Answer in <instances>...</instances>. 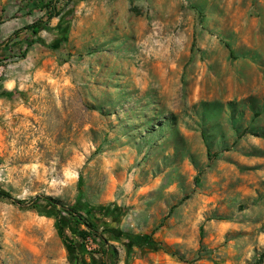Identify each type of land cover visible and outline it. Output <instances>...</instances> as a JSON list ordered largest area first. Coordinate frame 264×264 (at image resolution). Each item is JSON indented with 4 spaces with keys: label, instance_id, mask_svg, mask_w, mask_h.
Here are the masks:
<instances>
[{
    "label": "rangeland",
    "instance_id": "rangeland-1",
    "mask_svg": "<svg viewBox=\"0 0 264 264\" xmlns=\"http://www.w3.org/2000/svg\"><path fill=\"white\" fill-rule=\"evenodd\" d=\"M45 1L0 0V189L107 210L99 233L151 235L137 249L103 232L112 264H254L264 0H59L32 36ZM60 224L0 200V264H99V243Z\"/></svg>",
    "mask_w": 264,
    "mask_h": 264
},
{
    "label": "trees",
    "instance_id": "trees-1",
    "mask_svg": "<svg viewBox=\"0 0 264 264\" xmlns=\"http://www.w3.org/2000/svg\"><path fill=\"white\" fill-rule=\"evenodd\" d=\"M69 1V0H68ZM59 0H48L44 3L45 19L38 20L26 27L24 29L29 30L32 36H36L41 31L45 30L49 22L59 17L60 9L56 7ZM1 25V22H0ZM20 30L15 31L9 40H11L15 35L19 33ZM24 56V53H23ZM7 92H3L1 95H7ZM0 200L7 202L11 205L17 206L22 209L25 204H29L32 207H47L52 208L56 211L59 217V222L61 223V236L67 231L63 222L73 224L77 229H75L76 240L79 244L83 245L88 239L92 242L99 243L101 251L96 253L98 256L97 262L99 264H112L114 260V253L109 249L105 248L107 240L103 237V232L108 233V237L111 241L119 242L124 244L127 248L136 247L137 249L148 248L149 246H154L155 243L151 239V235H137L129 236L125 233H119L116 235L112 231L104 230L101 233L98 232L102 218L108 216L107 210H102L100 208H86V207H71L61 204L58 200L48 197V196H35L30 199L27 203L24 201L17 200L13 198L8 192L0 189ZM80 211V212H79ZM78 227H83V229H78ZM74 248V247H68ZM69 252H71L68 249ZM264 261V250L259 254L257 260L254 264H261ZM72 264H83L81 258H76L73 260Z\"/></svg>",
    "mask_w": 264,
    "mask_h": 264
}]
</instances>
